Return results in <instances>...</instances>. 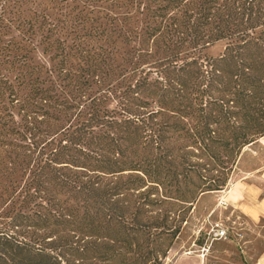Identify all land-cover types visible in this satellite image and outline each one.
<instances>
[{
	"label": "trees",
	"instance_id": "obj_1",
	"mask_svg": "<svg viewBox=\"0 0 264 264\" xmlns=\"http://www.w3.org/2000/svg\"><path fill=\"white\" fill-rule=\"evenodd\" d=\"M122 1L128 27L105 39L129 46L121 65L94 58L58 91L34 64L14 93L9 169L25 179L10 184L0 264H159L179 230L161 206L223 189L264 137V0Z\"/></svg>",
	"mask_w": 264,
	"mask_h": 264
},
{
	"label": "rangeland",
	"instance_id": "obj_2",
	"mask_svg": "<svg viewBox=\"0 0 264 264\" xmlns=\"http://www.w3.org/2000/svg\"><path fill=\"white\" fill-rule=\"evenodd\" d=\"M127 13L122 0H0V228L9 222L10 184L22 185L25 179L21 166L13 174L9 169L19 151L15 144L23 143L9 132L16 123L23 122L18 104L13 101L14 93L22 99L30 87L21 78H27L28 69L36 64L45 86L59 91L68 83L61 79L65 71L87 73L94 58L104 65L111 57L121 65L129 46L119 39L112 46L105 39L108 33H124ZM134 19L135 14L132 28ZM224 45V41H218L206 52L218 55ZM16 161L23 165L21 158ZM226 166L232 170L223 189L201 193L191 205L170 201L161 206L169 211L172 229L178 226L179 230L165 256L158 252L150 262L258 264L264 253V217L250 219L253 216L247 212L261 211L260 205L264 204V137L246 146L235 165ZM216 226L226 228L225 238H212L211 230Z\"/></svg>",
	"mask_w": 264,
	"mask_h": 264
},
{
	"label": "crops",
	"instance_id": "obj_3",
	"mask_svg": "<svg viewBox=\"0 0 264 264\" xmlns=\"http://www.w3.org/2000/svg\"><path fill=\"white\" fill-rule=\"evenodd\" d=\"M242 198L244 199V196H242ZM247 201H249L248 198H247ZM250 202H253V201L250 200ZM260 208H261V211L253 210L252 212L251 211H248L249 213L247 212V214L249 215L251 214V216H253L250 219H255V218L258 219L259 217H264V204L260 205ZM258 264H264V253L261 254L258 260Z\"/></svg>",
	"mask_w": 264,
	"mask_h": 264
},
{
	"label": "built area",
	"instance_id": "obj_4",
	"mask_svg": "<svg viewBox=\"0 0 264 264\" xmlns=\"http://www.w3.org/2000/svg\"><path fill=\"white\" fill-rule=\"evenodd\" d=\"M213 239H222L227 236V230L223 226H216L211 230Z\"/></svg>",
	"mask_w": 264,
	"mask_h": 264
}]
</instances>
